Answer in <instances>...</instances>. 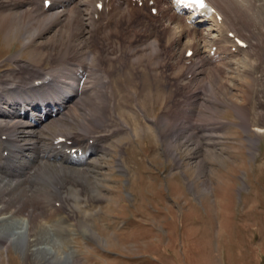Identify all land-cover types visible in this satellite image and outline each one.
I'll return each instance as SVG.
<instances>
[{
  "label": "rangeland",
  "instance_id": "1",
  "mask_svg": "<svg viewBox=\"0 0 264 264\" xmlns=\"http://www.w3.org/2000/svg\"><path fill=\"white\" fill-rule=\"evenodd\" d=\"M8 2L0 0V7ZM168 8L180 20L168 21ZM129 9L114 7L110 16L90 24L92 7L76 18L70 4L57 23L51 12L2 21L8 27L0 26V77L21 82L11 74L27 65L54 76L69 67L77 78L73 74L80 65L85 82L97 84L100 94L108 91L113 110L103 118L100 110L95 114L92 139L84 138L80 128L91 119L83 106L72 107L70 125L57 127L49 118L39 126L46 144L72 133L98 149L86 165L72 166L78 172L50 168L52 182L41 185L37 178L5 190L0 204L23 188L28 200L30 189L43 187L50 196L44 206L54 216L37 211L38 221L51 226L47 234L35 230L33 236L37 223L25 227L24 216L3 211L0 264H264V136L253 131L264 126L256 122L264 120V37L255 30H250L253 36L244 28L238 31L253 45L244 49L253 83L244 74L248 68L238 63L240 52L231 61L220 60L226 64H218L221 73L201 65L207 54L201 36L219 40L218 32L204 19H191L173 0ZM186 21L201 35L183 37ZM263 25L264 19L260 32ZM187 49L198 55L185 58ZM60 57L70 60L54 64ZM33 74L22 76L31 80ZM70 78L63 81L71 83ZM248 92L252 98L245 107L252 108L254 120L246 128L237 111ZM55 94L61 97V91ZM28 173L25 167L16 177ZM55 188L61 192L60 207L54 206ZM40 238L43 246H36Z\"/></svg>",
  "mask_w": 264,
  "mask_h": 264
},
{
  "label": "bare ground",
  "instance_id": "2",
  "mask_svg": "<svg viewBox=\"0 0 264 264\" xmlns=\"http://www.w3.org/2000/svg\"><path fill=\"white\" fill-rule=\"evenodd\" d=\"M45 1L46 0H30V1L23 0L22 2L18 3L17 0H9L8 3L1 4L0 10L3 8L5 12L0 13V22H1L0 26H2L3 29L6 30L8 27L7 23L3 22L2 24V21L12 22L14 18H18V19L26 18L29 16V14L33 12H37L36 13L37 15H40L41 13H49V12H51L52 14L55 13L53 14L54 15L53 20L55 19L54 23H57L58 21H60L58 19H61L65 16L64 8L68 6V4H70V6L75 7L76 15L75 14L73 15H75L76 18H78L81 11L86 12L88 6L90 7L91 5L94 7L92 13V16L94 17V15L110 16L111 12L110 10L108 11L109 6L121 7L124 4L123 0H108V1L107 0H48L50 6L48 8H45L46 6L44 4ZM100 1L104 3L105 9L103 8L101 12H98L96 8V4L99 3ZM139 1H143V0H139ZM177 1L189 5L191 9L195 11L199 10L200 14L203 13L206 17V20L211 21L212 26L215 27L218 32V36L220 38L219 40H214L204 35L201 36L203 40H205V47L207 49V57L204 59V61H202V64L203 65L206 64L207 66H209L210 64L211 65L210 68L208 67L209 70L212 69L213 71V69L215 68L217 73L223 72L221 70L223 68L218 67V64H223V65L226 64L225 62H220V60H224V61L232 60L230 58L231 56L225 53L227 52L228 45L234 46L235 49L238 50V52H243L242 49L234 42V40L228 37L227 35L228 32L234 33V37H235L238 35L237 27H239V28H244L245 31H247L251 36L255 34L253 31L251 32L250 30H255L256 35L259 33L261 36L264 37V30H262L263 32L259 31V25L263 24V19H264V0H203L204 1L203 5H199L195 0H185V1L177 0ZM28 7L36 10L29 11L28 9L30 8ZM212 8L215 9L217 15L222 17L221 21H218L216 14L211 10ZM38 12L41 13L39 14ZM164 13L168 15V11H164ZM252 15L254 16L252 17ZM174 18L177 17L168 16L167 20L171 21ZM88 22L90 23V21ZM240 33L239 35H241ZM189 35L198 37L201 34H198L197 30H192V29H188L187 31L183 32V36H189ZM246 41L247 40H245L244 42L247 44V47L249 48L253 47L252 44ZM245 54H242L240 59L237 58V60H240L238 63L243 62V65L248 68V71H245L246 73L244 74L249 76L250 81L254 83L256 79L255 78L253 79V77H251V75L253 76L254 72L251 70L252 68L249 66V62L247 63L245 62L246 60ZM60 58L59 59L56 58L54 60V62L57 63L58 66L65 64V61H63ZM68 64L70 65V63ZM28 67L30 66L25 65L22 67L21 71L19 72L16 71L15 73L12 72L11 74L12 78L15 77V79L16 78L18 80L20 79L21 82L13 81V79L11 78L9 79L8 77H10V75H6L5 79H3V77H0V135H6V141H2V139L0 138V172H3L5 176L10 175L9 177L6 178L0 176V197L5 192L6 189H8L9 191H14L16 187L18 188L19 185L25 184L26 181L32 184L33 179L37 180V178H40L36 182H39V184L42 185L46 179H49V181L53 180L51 179L50 173H48V169L51 170L50 168L57 167L61 170L67 169L68 172L72 174L73 172H78V170L77 169L74 170L72 166L82 165V164L86 165L87 157L98 149L96 145H89V142L86 143L83 140H81L77 144L78 149L75 152H73L75 153L73 154L72 149L74 147L68 146L66 142L56 143V144L54 143V141L59 137V135L55 137L53 136L54 138L50 143V145L46 144L43 138H41L42 130L41 129L37 130V129L39 128L40 125L43 124L45 120H47V118L48 119L55 118L52 121V123L53 124L56 123L58 127V125L61 124L62 122H64L65 124L74 121L73 113H75V111L72 108L73 106L76 107L83 106L86 110H88L84 112V114L87 116V114L90 113L91 116V119H85V121L81 123V127H80L81 131L85 133L84 136H87L86 132L88 131L91 132L93 130V127H95L93 125L95 124L94 117L95 114L98 112V110L101 111L100 115L98 112V116H100L101 118L106 117L107 114L110 113L109 110L111 111L113 110L111 109L110 102L108 101L110 100L109 94L106 95V93L108 92L106 91V93L100 94V92L98 93V89L94 87L97 85L96 82L98 83V80L100 79H97L96 82L94 83L96 85L93 86L92 82L90 84L83 80L80 81L78 78H74L72 76L71 69L69 67H66L63 70H60L55 76L53 74L50 75L48 74V78L44 80V83L35 87L33 86V83L32 85H29L30 82L36 79L41 80L46 75L40 76L41 73L37 71V69L28 68ZM33 72L34 74H39L40 77L38 76L33 78L34 76L33 74V76H31L32 79L29 80L28 78L30 76L28 78H24L22 76V74L24 76L31 75ZM52 72L54 71L52 70ZM73 75L76 76L80 75V71L78 70ZM68 76L71 77L70 78L71 83L63 81L66 80ZM7 78L9 80H7ZM214 82L216 84V81ZM253 83L252 86H254ZM220 85H222V83H220ZM257 86H258V81L256 87ZM97 87L100 88V86ZM60 91H61V97L60 96H58L57 98L53 97L54 95H56L55 92H60ZM251 98H252L251 94L250 92H248L247 97L242 98L243 99L242 108L240 106L239 107L240 109H238L237 111V113H239L238 118L245 120L243 123L245 124L246 128L248 126H251L254 120V119L252 120L251 118L252 108L245 107L248 104H250ZM97 100L98 103L96 102ZM243 107L245 108L243 109ZM67 116L68 117L70 116L71 119H64V117ZM258 119L259 120H256V122L259 124L261 123V121H264L261 117ZM167 123L168 122L166 121L164 125H165V130L168 131L169 129L167 128L168 127ZM261 128H264V126L257 127L255 130H253L256 133V136H261V135L264 136V130H262L263 132L261 131L260 133ZM34 131H38V132H34ZM170 131L171 130H169V132ZM27 137L29 138L32 137V139L34 138L36 139L34 141L27 142ZM62 137H64L67 141H73L76 138V136L72 133L62 135ZM251 142L254 147L256 145L257 140L256 139L251 140ZM253 142L255 143L253 144ZM94 144H96V142ZM4 149L8 151L9 153L8 157H4L3 155ZM80 152L81 155L79 156ZM37 158L39 159V162L36 161ZM44 158H46L45 161L40 160ZM25 167L28 168V171L34 170V175L33 176L31 175V177L26 176L25 178H17L16 176L18 172H23V169ZM71 168L73 169L72 171ZM56 170L58 171V173H61L60 170L58 169ZM36 182L34 183L36 184ZM34 188L31 189L32 200H33V204L35 205L34 209H31L29 207L26 191L23 188V190L19 191L18 195L13 196L12 194V197L9 196V202L7 204H4L3 201L5 199L4 197V199L2 200V204H0V215L3 214V211L8 209L9 214L11 215L19 214L20 216H24L25 221L24 220L23 221L25 222V227H27L29 224V228H32L37 223L36 225L38 226L32 230V235L34 236L33 231L39 230V235L41 236L47 234L46 232L51 225L49 226V224L41 223L40 221H38L40 217L37 211L42 210L40 213H46L47 215V212H49L50 215H52V212L49 210V208L44 206L45 205L44 201H46V199L49 198L50 196L45 197V194H47L48 191L43 189V187L41 191L37 187L35 190ZM57 195H59V193ZM56 221H57L56 223H58V220ZM56 223L54 224L55 226ZM45 224L48 225L47 228L45 227ZM30 233L31 232L28 231L26 235L29 236ZM40 240L41 238L39 239V243L36 246L38 245L43 246ZM30 241H31V247H34L35 243L32 241V238H30ZM15 243L17 244L19 242L16 241Z\"/></svg>",
  "mask_w": 264,
  "mask_h": 264
}]
</instances>
